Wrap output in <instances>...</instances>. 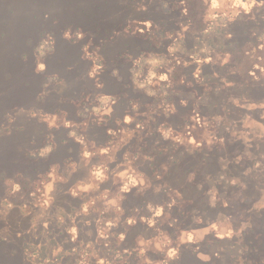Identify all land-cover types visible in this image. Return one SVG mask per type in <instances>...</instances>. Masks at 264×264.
<instances>
[{
    "label": "rangeland",
    "instance_id": "374dc122",
    "mask_svg": "<svg viewBox=\"0 0 264 264\" xmlns=\"http://www.w3.org/2000/svg\"><path fill=\"white\" fill-rule=\"evenodd\" d=\"M177 3L179 0H0V200L6 196L4 177L12 178L17 172H21L25 177L36 180L40 174L47 173L50 166L54 164H59L61 173L67 175L71 169L66 165V161L71 160L80 164L79 171L69 177V183L57 184L53 194L56 198L55 203L41 219L36 231H30L32 220L41 209L34 206L33 198L27 194L23 200L9 198L16 207L7 217L0 216V264H30L24 253L25 242L36 244L45 242V237L42 235L45 231L48 232L49 239L55 237L60 243H64L67 239L69 243L64 244L66 249L76 246L71 243L66 231L71 226V221L68 220L60 226L57 213L60 208L65 209L67 214L80 208L83 201L73 198L68 190L87 175V169L81 163L82 146L69 136V132L73 129L61 127L58 130H52L56 149L47 159L28 157L29 150H38L45 144L49 129L47 124L29 117L26 113L17 115L19 109L42 110L46 113L66 112L68 120L82 124L85 117L79 113L83 110L85 98L92 97V100L88 101L91 106L95 101V96L103 93L118 98L108 123L99 125L93 122L95 117H89V126L86 131L82 127L75 130L79 134L86 135L90 142L94 141L98 146H106L109 140L114 139L108 135L109 128L117 129L121 126L135 128L136 123L146 120L147 117L143 115L137 117L132 125H117L116 120L123 121L124 116L129 114L137 115L132 110L133 102L140 105V113L148 112L149 106H153V97L142 91L134 90L130 72L132 63L127 56L132 55L136 58L148 52L168 56V47L173 40H161L157 47V41H154L151 35H141L139 32L132 34L126 32L125 29L134 21H151L153 23L152 32L157 35L176 33L180 31L181 20L184 22L187 20L181 17L180 11L175 8ZM165 4L168 5L167 8L164 7ZM144 6H146V11L141 10ZM69 30L73 34L72 39L65 38V32ZM253 30L264 32V14L258 15L255 21L244 18L230 25L228 31L233 33V39L223 41L225 45L223 50L234 51L233 48L228 47L229 45L242 48L249 40L255 43V37L252 36ZM77 32H82L84 38L77 39L75 35ZM48 35H51L55 41V50L49 53L44 60L46 70L37 72L36 48ZM213 42L220 44L221 41L213 38ZM197 44L196 35L192 32L185 35L184 47L188 52L194 51ZM87 45H90L89 51L99 49V54L104 58V70L97 77L104 85L102 89H98L96 79L88 75L92 68V61L84 58V48ZM177 56L190 60V57L184 53H177ZM197 67L199 66L194 63L188 67L183 65L177 67L173 76L176 81L174 88H178L181 95H184L183 98L176 97L178 98L175 101L177 113L170 118L161 116L157 122L153 115L149 128L125 146L118 153L117 160L119 163L124 153L129 150L133 152L142 150L144 154L155 157L153 161L145 162L141 170L153 178L154 184L166 183L183 193L186 203L182 208L174 207L172 214L179 220L177 227L184 228L203 226L193 223V209H197L196 214L200 215L206 212L205 221L214 220L220 212L233 215L239 220L241 214H245L246 210L251 207L250 204L235 201L228 209L223 207L213 209L209 206L206 195L213 186L219 190L222 199L231 200L233 193L238 191L220 177L226 176L230 179L233 176H241L244 168L251 165V161H245L242 164L235 163L236 155L244 151L245 146L242 142H226L223 146L215 145L211 150L205 147L195 154H188L183 147L175 148L170 141H165L156 131L164 123L181 130L186 123L185 118L193 113L199 97L205 95L210 97L208 104L201 103L199 111L203 116H212L221 111L228 95L240 94L238 88L225 90L219 96L215 94V86L219 81L213 74L219 72L221 76H224L228 72V68H221L217 64L202 66V76L209 78L208 83L213 87V91L206 93L205 87L199 84L194 76ZM114 70H118L119 76L113 75ZM52 76L59 77V80L64 81V85L53 83L46 89L45 85ZM181 76L186 80L184 84L178 83ZM229 79L237 81L238 84L241 82L239 76H230ZM189 83L192 87L188 86ZM244 91L256 101L264 100V83L252 85ZM44 92L48 94L41 101L39 97ZM193 93L196 94L195 97ZM182 99L188 100L187 107L181 106ZM251 114L257 120L260 119L259 112ZM9 115L16 116L14 125H8ZM232 118L238 119V116ZM5 127L12 128L11 135L3 131ZM149 130L153 133L152 135H148ZM140 135H143L142 140ZM219 135L231 139L230 133L224 131L223 127L219 129ZM99 162V158L93 159V163ZM224 162H228L227 170L223 167ZM164 165L169 166L167 173L163 171ZM115 166V164L111 165L113 168ZM156 172L163 175V180H155ZM192 173L196 174L195 180L189 183L188 176ZM208 177H211V180ZM201 184L202 189L198 187ZM103 187L111 188V182ZM254 193L255 186L250 184L248 195L252 196ZM167 200L168 196L165 192L156 194L149 190L143 195H137L136 190L133 189L123 204L126 210L124 219L133 215L131 211L133 208L143 207L148 201L164 203ZM188 201L191 203H187ZM24 204L33 208L31 215L25 216L21 212V206ZM248 216H251L253 227L245 233V244L248 251L245 252L244 259L246 264H264V213H247L245 219ZM96 219V213L77 218L80 239L84 241L96 239ZM87 220L92 221L90 226L85 223ZM45 221L49 223L47 230L43 227ZM162 227L175 237V228H170L167 224H163ZM123 230L122 223L120 228L114 231ZM89 231L93 233L91 237L87 235ZM17 233L23 235L18 236ZM154 234V229L138 222L130 228L127 239L121 247L122 249L132 248L138 236L144 235L150 238ZM37 236L39 239H36ZM208 239L213 240L214 237L210 236ZM232 243L235 241H215L212 246H209L205 242L201 245V251L210 254L218 250L219 246L228 247ZM97 247L102 248V245H97ZM148 255L153 260L161 259L158 254L152 252ZM222 255L225 260H217L214 256L211 264H233L228 253ZM133 264H136L135 257H133ZM176 264H204V262L199 260L190 248L183 247L181 257Z\"/></svg>",
    "mask_w": 264,
    "mask_h": 264
},
{
    "label": "clouds",
    "instance_id": "9594fccd",
    "mask_svg": "<svg viewBox=\"0 0 264 264\" xmlns=\"http://www.w3.org/2000/svg\"><path fill=\"white\" fill-rule=\"evenodd\" d=\"M164 7L167 8L168 5L165 4ZM175 8L180 11L181 17L187 18L186 22L181 20L180 31L176 33L157 35L152 32L153 23L151 21H134L125 29L126 32L132 34L139 32L141 35H151V38L157 41V47L161 40H173L168 47V56L155 52L142 53L136 58L132 55L127 56L132 63L130 72L134 90L142 91L158 101L155 106L150 105L149 111L145 113H140V105L133 102L132 110L137 115L129 114L124 116L123 121L116 120L117 125H132L137 117L141 115L147 117L146 120L136 123L135 128L123 126L117 129L109 128L108 135L114 139L109 140L106 146H98L94 141L90 142L86 135L79 134L75 130L82 127L86 131L89 126V117H95L93 122L99 125L108 123L118 98L103 93L95 96V101L91 106L88 101L92 100V97L85 98L83 110L79 113L85 117L82 124L68 120L66 112L46 113L42 110L19 109L17 115L26 113L29 117L47 124L49 129L45 144L38 150H29L28 157L47 159L56 149L52 130H58L61 127L69 128L73 129L69 132V136L82 146L81 163L87 169L86 177L78 180L68 190L73 198L83 201L80 208L74 209L71 214H67L65 209L60 208L57 213L60 226L68 220L71 221V226L66 231L71 243L76 246L66 249L64 244L69 243L67 239L64 243H60L55 237L49 239V234L45 231L42 233L45 242L40 244L25 242L24 253L30 264H133V257H135L136 264H176L181 257L183 247L190 248L204 264H211L214 256L217 260H225L223 253L231 256L233 264H246L244 254L248 251V247L245 244V233L253 227V224L251 216L245 219V215L251 212L264 213V100L256 101L244 90L252 85L264 83V32L253 30L252 36L255 37V43L249 40L242 48L229 45L228 47L233 48L234 51L223 50L225 48L223 41L233 39V33L228 31L230 25L244 18L255 21L258 15L264 14V0H179ZM141 10L146 11V6ZM189 32L196 35L198 40L192 52H188L184 47L185 35ZM75 35L77 39L84 38L82 32H77ZM65 38H73L71 30L65 32ZM213 38L220 39V44H215ZM54 45L55 41L51 35L41 40L36 48L37 72L46 70L44 60L49 53L54 52ZM89 48L90 45L84 48V58L92 61V68L88 75L96 79V87L102 89L104 85L97 77L104 70V58L99 54V49L89 51ZM177 53L188 55L190 60L181 59ZM191 63L199 66L194 76L198 83L205 87L206 93L213 91V87L208 83L209 78L202 76V66L217 64L221 68H228V72L224 76H221L219 72L213 74L219 81L215 86V94L219 96L225 90L237 88L240 94L228 95L221 111L212 116H203L199 111L201 103L208 104L210 97L207 95L199 97L193 113L185 118L186 123L181 130L164 123L156 131L165 141H170L175 148L183 147L188 154H195L205 147L211 150L217 144L223 146L226 142H242L245 146L244 151L236 155L235 163L242 164V162L251 161V165L244 168L241 176H233L230 179L226 176L220 177L238 191L233 193L231 200L222 199L215 186L211 187L206 195L207 202L213 209L217 207L228 209L235 201L250 204L251 207L246 210L245 214H241L239 220L233 215L220 212L214 220L205 221L204 217L207 213L196 214L198 210L193 209V223L203 226L184 228L177 227L179 220L172 214L174 207L182 208L186 203L183 193L166 183L154 184L153 178L141 170L145 162L153 161L155 157L144 154L142 150L135 152L129 150L124 153L119 163L117 160L118 153L138 134H142L145 129L149 128L153 115L162 113L170 118L177 113L176 104L170 100V97L181 95V93L173 91L174 83H176L173 76L178 66L188 67ZM113 75L119 76L118 70H114ZM230 76H239L241 82L238 84L237 81L229 79ZM185 82V78L181 76L178 83L184 84ZM53 83L64 85V81L59 80V77L52 76L45 88L47 89ZM188 86L192 87L190 83ZM47 94V92L42 93L39 99L43 101ZM192 95L196 96L195 93ZM180 103L187 107L188 100L182 99ZM253 112H259V120L251 114ZM233 116H238V119L232 118ZM15 123L16 116L9 115L8 125ZM221 127L230 133V140L219 135ZM3 131L8 135L12 134L11 127H5ZM152 134L149 130L148 135ZM140 139H143V135H140ZM94 158H99L100 162L93 163ZM65 163L71 169L67 175L61 173L59 164H54L50 166L47 173L40 174L36 180L25 177L21 172H17L12 178L4 177L6 196L0 200V216L7 217L16 207L9 198L23 200L25 194L30 195L34 206L41 209L32 220L30 231H36L41 219L55 203L56 198L53 194L57 184L69 183V177L80 169V164L75 161L69 160ZM112 164L116 165L115 168L111 167ZM223 167L227 170L228 162H224ZM168 170L169 166L164 165V173ZM195 175L192 173L188 176L189 183L195 180ZM154 178L156 181H161L163 175L156 172ZM208 179L211 180V177ZM109 182L112 187L104 188L103 185ZM250 184L255 186V193L252 196L248 195ZM198 187L202 189L203 185ZM133 189L136 190L137 195H143L149 190L156 194L165 192L168 200L164 203L148 201L143 207L133 208L131 210L133 215L124 219L126 210L123 204ZM21 212L28 216L32 214L33 208L24 204L21 206ZM142 212L144 214H141ZM92 213L97 214L96 239L84 241L80 239V229L76 221L78 217L90 216ZM138 222L154 229L155 234L150 238L140 235L136 238L134 247L122 249L121 246L125 243L130 228ZM85 223L90 226L92 221L87 220ZM122 223L124 230L114 231L120 228ZM163 224L176 229L175 237L164 230ZM43 227L47 230L49 223L45 221ZM17 235L22 236L23 234L17 233ZM87 235L91 237L93 233L89 231ZM210 236L214 239L209 240ZM36 239H39V236ZM225 240L235 241V243L228 247L219 246L218 250L210 254L201 251V245L205 242L212 246L215 241ZM97 245H102V248H98ZM149 252L158 254L161 259L153 260L148 255Z\"/></svg>",
    "mask_w": 264,
    "mask_h": 264
},
{
    "label": "trees",
    "instance_id": "16d2710c",
    "mask_svg": "<svg viewBox=\"0 0 264 264\" xmlns=\"http://www.w3.org/2000/svg\"><path fill=\"white\" fill-rule=\"evenodd\" d=\"M179 85H180V84H179ZM173 91H174V92H179V93H181V92L179 91L178 88H174ZM176 97H178V98H183L184 95H172V96L170 97V100L173 101V102L175 103L176 99L178 100V98H176ZM174 98H175V100H174ZM156 103H158V101L156 100V98L153 97V104H152V105L155 106ZM175 104H176V103H175ZM181 106H182V105H181ZM161 114H162V113H161ZM161 114H160V113L155 114L154 119H155L156 122H157V119H158L159 117L164 116V115H161ZM160 124H161V123H160Z\"/></svg>",
    "mask_w": 264,
    "mask_h": 264
}]
</instances>
